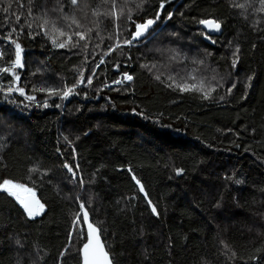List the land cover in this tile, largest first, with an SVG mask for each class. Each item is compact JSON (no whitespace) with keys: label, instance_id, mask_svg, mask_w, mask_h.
Returning a JSON list of instances; mask_svg holds the SVG:
<instances>
[{"label":"trees","instance_id":"obj_1","mask_svg":"<svg viewBox=\"0 0 264 264\" xmlns=\"http://www.w3.org/2000/svg\"><path fill=\"white\" fill-rule=\"evenodd\" d=\"M161 2L87 0L80 11L61 0L60 13L57 0H0V35L16 29L24 63V95H7L14 78L0 73V184L24 185L43 205L30 218L0 191V264H81V203L114 264H264V3ZM158 13L154 39L124 43ZM44 19L88 39L55 47L66 37L42 30ZM0 51L10 67L14 45L2 39ZM125 73L133 80L114 85Z\"/></svg>","mask_w":264,"mask_h":264},{"label":"snow or ice","instance_id":"obj_2","mask_svg":"<svg viewBox=\"0 0 264 264\" xmlns=\"http://www.w3.org/2000/svg\"><path fill=\"white\" fill-rule=\"evenodd\" d=\"M67 2L73 7L74 10H80V11H84V9L87 8V0H67ZM165 2H170V0H162V2L160 3V9L162 10L165 7ZM29 3H31V0H29ZM261 3H264V0H261ZM57 4L60 5L57 8L52 9V11L55 12H63V5L61 4V0H57ZM239 7H243V5H237ZM116 7V0H111V8L115 9ZM6 11V9H5ZM87 13L85 12V15ZM29 15H32V10L31 8H29ZM45 15H47L45 13ZM63 19H71L72 24H75L77 28L81 27L80 23L75 19L74 16L72 17H68L66 14L63 17H60ZM168 18H171V14L169 13ZM17 21L20 20V17L17 16L16 17ZM159 19V13L157 14V16L154 19H147L145 22L143 23H137L135 25V32L133 33L131 39H128L126 41H124L125 44L131 46L132 41L138 39L139 37L143 36L145 34V32H147V30L156 22V20ZM200 24L204 25L206 28H208L210 31H220V23L217 22L216 20H200L199 21ZM51 24L52 25V29L51 31L54 33H58L60 37H66V39L63 42H57V39H52L51 42L55 47L58 48H64L66 45L70 44L72 47H81L79 44V41H86L88 39V35L85 32H80V31H75L71 34L67 33L64 31L63 28H60L57 26L56 21L52 20L49 21L48 19H44V22L39 25V27L42 30H47V26ZM29 27H31V25H28ZM16 29L13 28L11 29V32H9L6 35H0V40L2 39H6L10 44L14 45V59L11 60V66L10 67H3L0 68V73H10L13 76V82L12 84H10L7 88V95H10L12 92L14 91H18L20 95H24V90L23 88H20L18 85V82L20 80V76L19 74H17V72L15 71L16 69H22L24 67V63H23V57H22V53H23V48L21 46L20 43L17 42V39H13L12 38V32H15ZM29 35H31V33H29ZM73 36H77L79 37V41H74L73 40ZM111 47V46H110ZM116 47H121V45L118 43L116 45ZM82 48H87V44L85 43ZM112 50L114 51L115 49L112 48ZM236 52H239V48L236 49ZM109 53H105V55H107ZM5 55L4 52L0 51V58H3V56ZM237 61H233V67H235ZM100 63H104L103 60L100 61ZM97 67H99V64L97 65ZM145 67H147V65H145ZM95 75V72H92V75L89 76L87 78V80L85 81V78L83 76V73H81L80 79H79V83L80 84H91L92 83V76ZM125 79L127 80H132V76L128 75V74H124ZM156 79H160L159 76L156 77ZM174 79V78H172ZM249 80H251V77H249ZM114 83L120 84L122 83L121 80L117 79L116 81H114ZM15 85V86H13ZM170 87L173 85H169ZM76 87V85L67 87L66 90H62V94H61V99H66L70 94L73 93L74 88ZM176 87H178L181 91H195L198 90L196 85H187V84H178L176 85ZM233 87H235V85H233ZM202 88V86H201ZM3 89H0V91H2ZM57 90L54 89H48L49 94H53L55 93ZM231 91V88H229V92ZM28 99H34V97H28ZM204 99H208V94L204 93ZM221 99H223V97H221ZM45 107H47V103H45L44 105ZM57 107H59V105H56ZM64 167L68 169L69 172L73 173V177L75 176V173L73 172L72 167H70L68 164H64ZM32 171H36V169H32ZM182 170H178L177 174H180ZM133 179L136 180V177L133 176ZM136 183L138 185H140V191L144 192V188L143 185L140 184L139 180H136ZM237 183H240V181H237ZM13 189H18V190H23V191H27V192H31L32 189L30 188H26L24 185H20V184H15L10 180H4L2 184H0V191H5L8 192L9 195L15 196L16 199L22 204V206L25 208V211L28 213V216L31 218L34 215H38V212H33V210L31 208H29L28 204L25 203L24 200H22L16 193V191H13ZM34 195V193H33ZM146 195V194H145ZM37 204H39V201H36ZM148 203L151 205V201L149 200ZM40 209H43V205L40 204L39 205ZM80 208L84 209V204L81 203L80 204ZM151 211L154 215H159L157 208L155 206H152ZM84 222L87 223L88 221V213L87 211L84 212V216H83ZM76 222L79 223L80 222V218L77 217L76 218ZM88 235H87V241L82 245V247L80 248V253H81V257H82V261L81 264H112L109 253L105 250L104 245L101 243L100 241V237L98 235V230L93 226V224L88 223ZM81 236H83V233H81ZM70 242H71V237H70ZM17 244H20L19 241L16 242Z\"/></svg>","mask_w":264,"mask_h":264},{"label":"water","instance_id":"obj_3","mask_svg":"<svg viewBox=\"0 0 264 264\" xmlns=\"http://www.w3.org/2000/svg\"><path fill=\"white\" fill-rule=\"evenodd\" d=\"M202 26V29L205 31V33L208 35V36H210V37H215V38H218V37H221L222 35H223V26H222V24L220 23V31H210L208 28H206L204 25H201ZM148 32H149V29L147 30V32H145V34L143 35V36H141V37H139L138 39H136V40H133L132 41V43L133 44H136V43H138V42H141V41H144L145 39H146V37H147V35H148ZM71 174H72V172H70ZM137 184V183H136ZM138 185V184H137ZM24 201H25V203H27L28 204V206H29V208H31L32 210H33V212H39V204H37L36 203V201H38L37 200V198L34 196V195H30V196H27V197H25L24 198ZM85 211H87V213H88V221H87V223H85L84 222V219H83V216H84V212ZM34 216H37V215H34ZM82 220H83V225H84V228H85V232H86V237H87V235H88V223H91V224H93V226L98 230V235H99V237H100V241H101V243L104 245V248H105V250L108 252V250H107V247H106V245H105V242H104V239H103V237H102V233H101V230L93 223V221H92V217H91V215H90V213H89V211L87 210V209H82ZM86 241H87V238H86ZM109 253V252H108ZM109 256H110V259H111V262H112V264H114V262H113V260H112V257H111V255H110V253H109ZM81 259H82V257H81Z\"/></svg>","mask_w":264,"mask_h":264},{"label":"rangeland","instance_id":"obj_4","mask_svg":"<svg viewBox=\"0 0 264 264\" xmlns=\"http://www.w3.org/2000/svg\"><path fill=\"white\" fill-rule=\"evenodd\" d=\"M116 29H117V27H116ZM159 31H160V28H157L156 23H154V24L149 28V32H148V35H147L146 39H145L144 41H141V42H138V43H143V44H145V43L151 41V40L154 39V37L159 33ZM138 43H136V44H138ZM132 44H133V43H132ZM136 44H133V45H136ZM182 61H184V60H182ZM158 72L162 73V71H158ZM120 80L122 81V83H120V84H123V83H129V82H131V81L133 80V77H132V80H130V81L127 80V79H125V76H124L122 79H120ZM114 85H118V84L115 83ZM110 88H111V86H110ZM77 168H78V166H77ZM13 191H16L17 195H18L22 200H24V198L27 197V196L33 195L32 192H27V191H23V190L13 189ZM34 196H35V195H34ZM39 205H40V204H39ZM41 211H42V210H41L40 207H39V212H38V213H40ZM79 218H80V222H79V223H77L76 220H75L74 231L80 233V232H82V230H83V227H82V226H83V222H82V215H81V214H80Z\"/></svg>","mask_w":264,"mask_h":264}]
</instances>
